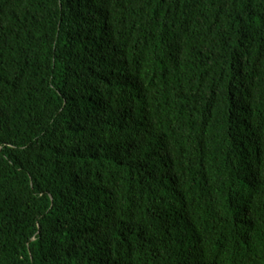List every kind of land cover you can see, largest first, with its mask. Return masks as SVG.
I'll return each mask as SVG.
<instances>
[{"label": "trees", "instance_id": "1", "mask_svg": "<svg viewBox=\"0 0 264 264\" xmlns=\"http://www.w3.org/2000/svg\"><path fill=\"white\" fill-rule=\"evenodd\" d=\"M0 264H264V0H0Z\"/></svg>", "mask_w": 264, "mask_h": 264}]
</instances>
